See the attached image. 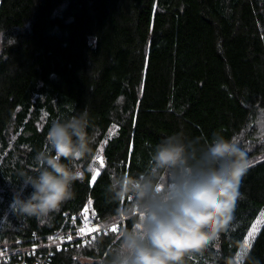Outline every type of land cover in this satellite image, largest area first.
Here are the masks:
<instances>
[{"label":"trees","instance_id":"1","mask_svg":"<svg viewBox=\"0 0 264 264\" xmlns=\"http://www.w3.org/2000/svg\"><path fill=\"white\" fill-rule=\"evenodd\" d=\"M0 31L17 39L0 54V251L9 254L43 244L89 198L102 222L114 216L110 175L143 171L162 138L235 142L264 109V0H2ZM84 110L96 142L72 198L47 218L16 215L21 174H35L51 124ZM104 140L93 182L87 165ZM235 143L247 159L256 151ZM239 191L227 229L186 264H233L264 208V156L249 162ZM132 224L63 245L48 264H107ZM239 264H264V223Z\"/></svg>","mask_w":264,"mask_h":264},{"label":"clouds","instance_id":"2","mask_svg":"<svg viewBox=\"0 0 264 264\" xmlns=\"http://www.w3.org/2000/svg\"><path fill=\"white\" fill-rule=\"evenodd\" d=\"M16 44L0 31V54ZM88 128L87 110L51 124L35 174H21L11 205L16 215L47 218L72 198L73 183L84 178L78 162L96 142ZM248 166L239 146L220 133L201 142L180 131L151 148L143 171L113 172L105 194L120 206L102 227L127 218L133 224L120 230L107 264H186V257L203 253L232 221Z\"/></svg>","mask_w":264,"mask_h":264},{"label":"built area","instance_id":"3","mask_svg":"<svg viewBox=\"0 0 264 264\" xmlns=\"http://www.w3.org/2000/svg\"><path fill=\"white\" fill-rule=\"evenodd\" d=\"M92 199L89 198L84 207L76 214L72 215L69 224L61 226L58 230L51 233L43 244L34 245L24 249L14 250L12 254L0 251V264L11 259V264H48V256L54 253V250L61 249L63 245L76 242L84 244L101 232H107L122 227L123 221H117L110 229L102 227L104 222L100 216L91 207ZM85 208L91 210V217L86 219ZM18 254L17 259L15 256Z\"/></svg>","mask_w":264,"mask_h":264},{"label":"rangeland","instance_id":"4","mask_svg":"<svg viewBox=\"0 0 264 264\" xmlns=\"http://www.w3.org/2000/svg\"><path fill=\"white\" fill-rule=\"evenodd\" d=\"M253 122L254 124H250V129L245 134L241 135L238 140L237 139L235 140V142H238L242 137L243 142L247 144L248 149H250L251 151L256 150L248 159L249 162L251 160H254L256 158H261L264 156V109H259L257 120ZM114 131H115V125H112L110 127L109 134H112ZM252 138L255 139L256 141H254ZM104 143L105 140L99 145L97 152L94 154V156L90 160V163L87 165V167L92 168V172H93L92 176L95 174V172H98L100 168L103 166L101 165V159L103 160V164H104V156L102 153V148ZM81 164L82 163H79L80 167ZM263 223H264V208L261 209L257 217L252 222L250 228L248 229L244 237V240L242 241L240 249L234 259L233 264H239V262L242 259V256L249 249L252 241L254 240L256 234L258 233Z\"/></svg>","mask_w":264,"mask_h":264},{"label":"snow or ice","instance_id":"5","mask_svg":"<svg viewBox=\"0 0 264 264\" xmlns=\"http://www.w3.org/2000/svg\"><path fill=\"white\" fill-rule=\"evenodd\" d=\"M101 165H103V160L101 159ZM99 175L98 172H95V174L92 176V181L94 182L97 179V176ZM87 213V208H85V214ZM251 235V233H250Z\"/></svg>","mask_w":264,"mask_h":264},{"label":"water","instance_id":"6","mask_svg":"<svg viewBox=\"0 0 264 264\" xmlns=\"http://www.w3.org/2000/svg\"><path fill=\"white\" fill-rule=\"evenodd\" d=\"M1 2H2V0H0V6H1ZM90 213H91V210L87 209V213H86V217H85L86 219L91 217Z\"/></svg>","mask_w":264,"mask_h":264}]
</instances>
